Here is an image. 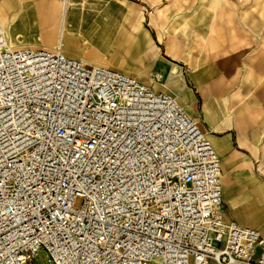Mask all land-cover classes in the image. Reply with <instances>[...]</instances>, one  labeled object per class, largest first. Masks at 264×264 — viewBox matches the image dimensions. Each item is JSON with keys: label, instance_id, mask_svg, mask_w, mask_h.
I'll list each match as a JSON object with an SVG mask.
<instances>
[{"label": "built area", "instance_id": "obj_1", "mask_svg": "<svg viewBox=\"0 0 264 264\" xmlns=\"http://www.w3.org/2000/svg\"><path fill=\"white\" fill-rule=\"evenodd\" d=\"M155 80L0 28V264H264L206 132Z\"/></svg>", "mask_w": 264, "mask_h": 264}, {"label": "rangeland", "instance_id": "obj_2", "mask_svg": "<svg viewBox=\"0 0 264 264\" xmlns=\"http://www.w3.org/2000/svg\"><path fill=\"white\" fill-rule=\"evenodd\" d=\"M43 5L51 9L48 17ZM1 7L13 49L54 50L61 43L66 56L85 65L94 62L146 84L157 76L153 89L172 94L216 148L227 218L264 236V77L257 90L236 89L252 85L264 67V0H0ZM48 29L54 35L45 45ZM230 82L234 89L222 95L217 86ZM209 84L216 87L212 93ZM255 97L259 106L250 105ZM206 101L222 112L210 110L206 117Z\"/></svg>", "mask_w": 264, "mask_h": 264}, {"label": "crops", "instance_id": "obj_3", "mask_svg": "<svg viewBox=\"0 0 264 264\" xmlns=\"http://www.w3.org/2000/svg\"><path fill=\"white\" fill-rule=\"evenodd\" d=\"M6 8H4V7H1V9H0V12H2V13H6V10H5ZM51 9L49 8V10H48V6L47 5H43L42 7H41V12H42V14L45 16V17H48L47 16V12L48 13H50L51 11H50ZM7 14V13H6ZM49 15V14H48ZM44 27H45V29L46 28H49L50 27V25L48 24V22H46V23H44ZM46 34H53L49 29L47 30V31H44V34H43V37H44V35H46ZM54 35V34H53ZM117 60H120L122 63H123V59H117ZM258 71L259 72H261V74L260 75H257V74H255V82L254 83H252V85H249V87H245V85L242 83V81H241V83L242 84H240V85H238V87L236 88L237 90H243V88H246L247 89V92H251V91H253V90H257L256 88L258 87V83H260L262 80H263V77H264V67L263 66H260L259 68H258ZM233 79V80H232ZM238 79V73H236V74H234L233 75V77L231 78V80L230 81H235V80H237ZM242 80V79H241ZM233 82H230V84H229V87L227 86V87H221V86H217V88H218V91L222 94V95H224V94H226V92H227V90L228 91H231V90H233L234 89V85L232 84ZM212 84V83H211ZM211 84H209L207 87H208V89H209V91H210V93H212L213 91H215V89H216V87H214L213 85H211ZM234 84H235V82H234ZM243 85H244V87H243ZM200 86L201 87H199V90H200V92H201V94L203 95V97H204V99H206V95H204L205 94V88H203V86L200 84ZM204 93V94H203ZM258 93V92H257ZM212 95V94H211ZM262 98H264V95L262 96ZM262 102H260L259 100H258V98H254L253 99V101H251V103H250V105L251 104H255V105H260ZM264 103V102H263ZM215 108H217L218 110H217V112H219V114L222 112L221 110H219L220 108L217 106V105H215ZM261 109H262V116H264V104H261ZM205 113V112H204ZM206 115V114H205ZM207 117V116H206ZM260 120H263V119H260ZM213 131H214V129H213ZM212 132V131H211ZM211 142V141H210ZM217 143L220 145V147H223L224 146V143H222L221 141H217ZM214 146V145H213ZM241 146L243 147V148H245V149H247V150H249V151H252V152H254L253 151V148H252V145H250V144H248L247 142H245V141H241ZM215 148V147H214ZM215 150H216V148H215ZM217 152V151H216ZM218 154V153H217ZM262 175L260 176V177H264V173H261ZM224 195V194H223ZM223 201H224V205H225V200H224V196H223ZM224 214H225V210H224ZM237 217H238V215H236ZM225 217H226V220L227 221H236V222H238V223H240L238 220H236V219H234V218H227V216L225 215ZM240 224H242V223H240ZM252 228V227H251ZM254 229H256V228H254ZM256 230H258V229H256ZM258 231H260V230H258ZM261 232V231H260ZM262 233V232H261ZM263 235V234H262ZM210 264H215V263H213V262H211Z\"/></svg>", "mask_w": 264, "mask_h": 264}, {"label": "bare ground", "instance_id": "obj_4", "mask_svg": "<svg viewBox=\"0 0 264 264\" xmlns=\"http://www.w3.org/2000/svg\"><path fill=\"white\" fill-rule=\"evenodd\" d=\"M210 4V3H209ZM221 9V8H220ZM218 11V10H217ZM64 19V18H63ZM63 25V24H62ZM61 25V26H62ZM0 28H1V30H2V33H3V35H4V38L7 40V38H6V34H5V31H4V29H3V27H2V25H1V23H0ZM62 29V28H61ZM63 30H64V25H63ZM84 33V32H83ZM95 35V34H94ZM52 40H53V34L51 35V34H46V35H44V37L42 38V42L45 44V45H48L49 43H51L52 42ZM60 40V39H59ZM88 42V41H87ZM11 44V43H10ZM86 44H88V43H86ZM13 46V45H12ZM182 46V45H181ZM185 46V45H184ZM11 47V46H10ZM14 47V46H13ZM119 62H121L120 60H118ZM80 62H82V61H80ZM84 62V61H83ZM93 65L92 66H97V63H92ZM204 94V93H203ZM205 95V94H204ZM196 105V104H195ZM205 107H204V112H205V114H206V116L207 117H209V114H210V112L211 111H213L214 112V114L215 113H217V108H215V105L214 104H210L208 101H206V103H205V105H204ZM195 107V106H194ZM212 108H213V110H212ZM211 110V111H210ZM215 110V111H214ZM249 187H250V189L253 191V192H257V190L256 189H254V186L252 185V184H249Z\"/></svg>", "mask_w": 264, "mask_h": 264}]
</instances>
